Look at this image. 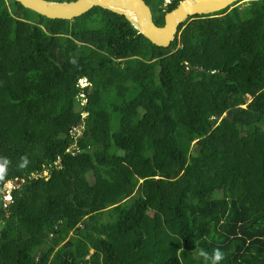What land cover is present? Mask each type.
<instances>
[{"label":"trees","instance_id":"obj_1","mask_svg":"<svg viewBox=\"0 0 264 264\" xmlns=\"http://www.w3.org/2000/svg\"><path fill=\"white\" fill-rule=\"evenodd\" d=\"M237 4L162 48L0 0V264H264V0Z\"/></svg>","mask_w":264,"mask_h":264},{"label":"water","instance_id":"obj_2","mask_svg":"<svg viewBox=\"0 0 264 264\" xmlns=\"http://www.w3.org/2000/svg\"><path fill=\"white\" fill-rule=\"evenodd\" d=\"M25 9L51 20H73L94 7L109 10L126 20L152 44L168 48L175 41L179 27L195 16H207L222 12L240 0H182L172 11L165 14V23H154L151 8L144 0H15ZM161 9H158L160 12Z\"/></svg>","mask_w":264,"mask_h":264},{"label":"clouds","instance_id":"obj_3","mask_svg":"<svg viewBox=\"0 0 264 264\" xmlns=\"http://www.w3.org/2000/svg\"><path fill=\"white\" fill-rule=\"evenodd\" d=\"M165 1V5H167V4H170L173 0H164ZM248 1H250V0H240V1H238V2H236V3H238L237 5H236V7H238L240 4H242L243 5V3H246V2H248ZM181 2V1H180ZM179 2V3H180ZM236 3H234V4H236ZM233 4V5H234ZM179 5V4H178ZM232 5V6H233ZM245 5V4H244ZM232 6H230L229 8L231 9V7ZM229 8H227L226 10H229ZM152 11V10H151ZM225 11V10H224ZM153 13V12H152ZM168 13V12H167ZM216 14V13H215ZM213 15V14H212ZM207 16H209V15H207ZM195 17H197V16H195ZM194 18V17H193ZM193 18H190V19H193ZM164 20H165V16H164ZM189 20V19H188ZM187 20V21H188ZM186 21V22H187ZM184 24V23H183ZM179 30V29H178ZM177 35V34H176ZM176 40V39H175ZM173 43V42H172ZM171 43V44H172ZM171 46V45H170ZM169 48V47H168ZM75 61H73V63H74ZM89 84L88 83H86V81L84 80V79H81L80 81H79V86H80V88L81 89H84V88H86L87 86H88ZM83 117L85 118L86 117V114H83ZM82 129H83V126L82 125H80V126H78V127H74V128H72V130H71V134H72V136L75 138V139H77V137L75 136L76 134H80L81 133V131H82ZM77 147V143L75 142L68 150H67V152H71V151H73L75 148ZM60 161H58V163H59ZM7 163H8V161L6 160V159H4L2 162H0V176H2L3 174H4V172H5V168H6V165H7ZM26 163V162H25ZM58 163H56V165H58ZM45 175H47V172L45 173ZM6 185H9L11 188H8ZM5 185V189H6V191H7V193L6 194H4L3 195V201L5 202V204H6V206L7 205H9L10 203H11V201H12V198H11V189H12V187L14 186V184L13 183H7ZM200 255L203 257V259H204V261L205 262H208V264H219V262L224 258V254H223V252L222 251H220L219 249H214L213 251H212V253H211V255H209L207 252H201L200 253Z\"/></svg>","mask_w":264,"mask_h":264},{"label":"rangeland","instance_id":"obj_4","mask_svg":"<svg viewBox=\"0 0 264 264\" xmlns=\"http://www.w3.org/2000/svg\"><path fill=\"white\" fill-rule=\"evenodd\" d=\"M245 3H243V5L242 4H240L239 6H238V8L240 9V10H244V8H245V5H244ZM230 9V8H229ZM242 14H244V13H242ZM227 117V114H224L219 120H220V122H222L225 118ZM14 185H17L16 183L14 184ZM8 188H11L9 185H6ZM68 243V241H66L65 243H63L64 245H66Z\"/></svg>","mask_w":264,"mask_h":264}]
</instances>
